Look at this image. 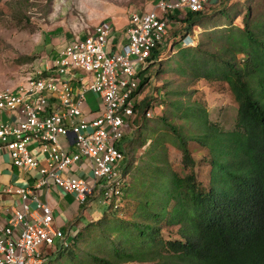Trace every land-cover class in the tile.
Here are the masks:
<instances>
[{
    "label": "trees",
    "instance_id": "1",
    "mask_svg": "<svg viewBox=\"0 0 264 264\" xmlns=\"http://www.w3.org/2000/svg\"><path fill=\"white\" fill-rule=\"evenodd\" d=\"M217 1L201 12L169 16L178 25L172 33L176 42L178 37L180 42L190 38L195 27H202L203 32L197 46L179 47L161 72L174 71L186 84L201 79L225 82L238 105L235 130L222 131L203 109L178 99L188 91L171 90L176 98L169 105L181 118L195 123L197 132L186 134L185 126L175 125L174 117L164 115L159 121L171 130L170 142L182 153V165L189 173L181 176L171 169L164 172V168L154 167L157 178L147 183L148 192L138 198L137 219L123 220L120 213L109 209L113 221L107 218L100 226L103 239L98 251H84L87 264H264V24L257 20L255 26L253 21L254 13L264 14L258 10L261 3L254 8L252 4L246 7L245 2L244 25L235 28L238 35L232 27L206 31V20H211L215 7L216 13L230 16L224 8L229 0ZM170 40L169 33L167 44ZM163 54L160 50L153 53L154 57ZM160 104L155 98L142 100L135 110L134 125L140 119L147 120L145 111ZM138 130L144 155L152 160L158 156L164 138L156 131L149 134L147 126ZM150 139L152 145L146 148ZM190 140L209 151L208 185L198 178ZM145 183L141 182V187ZM135 192L129 183L124 188L123 211H128L127 199ZM163 220L179 227V239L158 237V223ZM105 241L112 245L105 248Z\"/></svg>",
    "mask_w": 264,
    "mask_h": 264
},
{
    "label": "built area",
    "instance_id": "2",
    "mask_svg": "<svg viewBox=\"0 0 264 264\" xmlns=\"http://www.w3.org/2000/svg\"><path fill=\"white\" fill-rule=\"evenodd\" d=\"M152 2L153 9L130 12L123 35L102 22L63 46L26 82L0 90V156L40 175L32 187L0 180V210L5 196L20 199L0 223V264H48L70 246L72 238L54 226L51 204L37 193L44 187L72 194L80 205L98 194L112 210L121 206L128 175L119 142L135 126L141 93L152 82L148 71L162 60L153 53L166 49L170 15L204 11L210 0ZM90 94L102 104L93 119L84 112ZM154 115V109L145 111L147 119ZM85 163L89 179L73 171Z\"/></svg>",
    "mask_w": 264,
    "mask_h": 264
},
{
    "label": "rangeland",
    "instance_id": "3",
    "mask_svg": "<svg viewBox=\"0 0 264 264\" xmlns=\"http://www.w3.org/2000/svg\"><path fill=\"white\" fill-rule=\"evenodd\" d=\"M153 0H0V90L6 88H14L27 81L29 77L34 76L35 70L40 69L45 63L49 64L51 58L61 50L63 46L75 40L77 37H83L94 27L102 22H112L116 26L122 27L129 19L131 11H146L153 9ZM217 0H210L209 6L215 5ZM244 2V4H243ZM252 4L253 7L259 6V11L264 14V0H229L224 7L230 12L224 13L223 16L213 10L211 20H206L209 24L204 30H213L216 28L234 29V34L238 35L235 28L244 25L246 7ZM220 11V10H218ZM212 13V12H210ZM209 13V14H210ZM261 14L254 13L253 21L257 25V20L264 24V17ZM229 16V17H228ZM228 17V18H227ZM215 27V28H214ZM178 28L176 22H171L169 33L171 40L168 41L162 60L156 63L148 71L151 75L152 82L141 93L143 100L155 98L162 103L163 109L159 105L155 107V117L151 119H140L136 126L132 127L129 135L120 143L125 149V168L128 175L127 184H131V188L136 190L133 197L127 199L130 202L128 211L124 212L125 204L122 198L121 206L112 210L109 203H103L104 200L98 195L88 198V200L80 205L82 211L76 219L73 232L68 237L70 246L57 252L48 264H87L84 251L94 253L101 246L102 235L100 226L107 223V218L112 219L110 210L120 213L123 220L131 221L137 219L135 208L138 206V198L148 192L146 185L151 179H156L154 167L171 169L181 176L189 173V170L183 167L182 153L179 152L170 142V132L168 127L161 125L159 119L162 116H168L170 119L175 118V125L185 126L186 134L196 133L197 125L186 121L180 117V112L170 106L169 102L174 101L176 97L171 95V90L188 91L185 95L177 96L179 100L193 104L203 109L211 122L215 123L222 131L231 132L235 130L238 114V105L234 100L233 94L229 86L223 81L211 82L207 80H196L190 84H186L182 77L178 76L174 71L167 70L166 62H170L174 54L177 53L179 47H195L200 39V32L203 28L195 27L191 37H186L183 41L177 42L172 40V33ZM252 28V27H251ZM118 36L120 33L116 32ZM117 38V36H116ZM180 44V45H179ZM162 62V64H161ZM161 72V73H160ZM185 87V89H184ZM185 123H187L185 125ZM147 126L150 130L149 134L156 131L157 136L162 135L164 140L158 151V156L152 160L145 157V148L141 147L140 127ZM175 138V137H174ZM193 152V157L197 160V173L200 181L208 185L210 174V166L208 163L209 151L201 147L196 141H188ZM146 148L150 147L151 139L146 142ZM130 144V146H129ZM127 152V154H126ZM145 160L146 162H142ZM157 168V170H158ZM156 177V178H154ZM146 182L143 187L140 183ZM141 194H140V192ZM143 200V197H142ZM144 204V201H142ZM154 207V206H153ZM143 208V207H142ZM85 209V211H84ZM110 209V210H109ZM119 211V212H118ZM104 221V222H103ZM113 221V219H112ZM103 222V224H101ZM99 223V227H94ZM160 236L168 240L179 239L177 234L178 226L169 225L166 221L158 223ZM63 232L67 235L68 227L63 228ZM84 233L86 234L85 237ZM88 233H91V237ZM89 239V241L87 240ZM94 239L96 241L94 242ZM89 242V244H88ZM88 245H91L88 247ZM110 242L105 241V248L111 246ZM100 256H104L100 255ZM118 264H155L154 262H134V263H118Z\"/></svg>",
    "mask_w": 264,
    "mask_h": 264
},
{
    "label": "crops",
    "instance_id": "4",
    "mask_svg": "<svg viewBox=\"0 0 264 264\" xmlns=\"http://www.w3.org/2000/svg\"><path fill=\"white\" fill-rule=\"evenodd\" d=\"M129 20V19H128ZM128 21L122 27L114 26L118 34H124ZM89 103L85 107V116L88 119L95 118L100 109L101 102L96 96L90 94L88 96ZM79 167V166H78ZM78 167H74L73 171L85 179H89L90 165L88 163L83 164V170H79ZM40 178V175L35 172H28L23 169L14 167L7 155L0 156V180L2 185H11L14 187H32L33 184ZM42 201L49 202L54 212V226L63 231L64 227L69 228L67 236L69 237L77 224L74 221L80 216L81 206L76 202L72 194L65 193L53 186L44 187L37 191ZM20 199L17 196H5L2 208L0 210V223L5 224L8 218L11 216V207H19ZM85 211V209H84ZM83 212V211H82ZM75 227V228H74ZM74 228V229H73Z\"/></svg>",
    "mask_w": 264,
    "mask_h": 264
}]
</instances>
